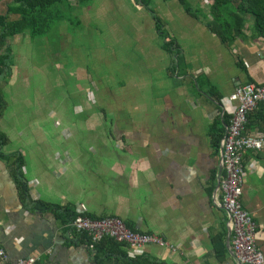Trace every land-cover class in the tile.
Returning <instances> with one entry per match:
<instances>
[{
  "label": "crops",
  "instance_id": "1",
  "mask_svg": "<svg viewBox=\"0 0 264 264\" xmlns=\"http://www.w3.org/2000/svg\"><path fill=\"white\" fill-rule=\"evenodd\" d=\"M211 5L91 0L76 7L82 32L76 42L93 33L90 25L110 38L97 39L99 49L85 55H69V97H77H54L41 110L43 96L32 100L14 87L15 58L45 39L11 38L13 74L1 88L7 106L0 128L8 136L3 151L23 159L29 199L0 158V248L7 264L29 256L36 264H239L221 205L222 140L236 106L230 95L240 85L264 83V37L253 33L249 18L239 36L224 42L209 25ZM74 30L62 23L63 48L74 43ZM120 38L132 39L131 48ZM109 55L120 65L103 73ZM40 56L56 74L67 67ZM27 58L29 65L36 61ZM249 115L246 132L264 131V102ZM244 165L241 203L257 224L264 254V151L247 152ZM81 203L90 217H119L176 250L150 244L132 256L127 245L109 239L90 250L70 226Z\"/></svg>",
  "mask_w": 264,
  "mask_h": 264
},
{
  "label": "built area",
  "instance_id": "2",
  "mask_svg": "<svg viewBox=\"0 0 264 264\" xmlns=\"http://www.w3.org/2000/svg\"><path fill=\"white\" fill-rule=\"evenodd\" d=\"M229 98L236 102V106L222 140L224 173L220 177L221 205L229 216L235 260L239 264H263L264 254L257 244V224L252 214L242 206L241 196L246 176L245 154L249 151H264V131L246 132L249 114L259 103L264 102V83L240 85ZM75 213L76 216L70 222L71 229L75 235L85 238L90 250H95L105 238L127 245L132 256L141 254L150 244L176 250L163 237L134 231L119 217H90L83 203L75 207ZM5 259L6 253L0 248V264H7ZM37 261L36 256H29L19 258L14 264H36Z\"/></svg>",
  "mask_w": 264,
  "mask_h": 264
},
{
  "label": "trees",
  "instance_id": "3",
  "mask_svg": "<svg viewBox=\"0 0 264 264\" xmlns=\"http://www.w3.org/2000/svg\"><path fill=\"white\" fill-rule=\"evenodd\" d=\"M90 1L0 0V82L6 83L13 74L14 60L10 42L12 37L27 33L30 39L42 37L49 42L55 39L56 42V39L62 36V23L80 25V20L74 11L76 7ZM4 4L7 7L5 11H3ZM210 14L212 20L209 25L224 42H232L239 36L249 18L253 22V33L264 37V0H212ZM162 27L160 25L163 33ZM56 47V50L60 51L63 46L59 44ZM6 106L7 102L0 88V118ZM228 124L229 121L226 125ZM6 143H8V136L0 128V158L10 167L21 197L24 200L29 199L28 184L22 172L23 159L17 154H6L3 151ZM75 216L76 213L73 211L71 219ZM105 239L118 243L111 238Z\"/></svg>",
  "mask_w": 264,
  "mask_h": 264
},
{
  "label": "rangeland",
  "instance_id": "4",
  "mask_svg": "<svg viewBox=\"0 0 264 264\" xmlns=\"http://www.w3.org/2000/svg\"><path fill=\"white\" fill-rule=\"evenodd\" d=\"M3 9H4L3 11L7 9L5 4H4ZM130 23H134V22H130ZM72 27L73 29H75L74 34L72 36V38H74V43L72 45L65 46L64 48L62 47V49L58 51L56 50L57 48L56 46L58 45V43L60 44L62 37L60 39H56V42H55V39L51 40L52 42H49L48 40L45 39L43 43H40V42L35 43L34 51L30 52L29 47L27 46L26 49H24V51L26 52L25 53L26 56H24L22 53L20 56L18 55V57H16L17 59L15 58V61L17 63L15 67L18 68L19 75H17V77L15 75L14 87L24 88L23 91L26 92V97L32 100L37 101V98L39 96H43V98H41L40 100V103H41L40 110L43 109L42 107L44 106L45 102L48 105L55 104L53 100L54 97H57L59 100L68 97L70 102H72V100L77 97V96L74 98L69 97V94L71 95V91H73L72 89L73 78H69L68 76L69 62H66V60L69 59V55L70 54H75L77 56L85 55L86 51L84 50L91 51L93 49L94 50L99 49V46L95 45V44H98L97 39H100L101 37L110 38V35L107 31H103L101 35V32L99 31V29H97L96 25H90L91 28L89 29L88 27V30H89L88 32H93V33H91L90 35L87 34L85 36L84 42H76L75 40H77V38L82 37L81 36L82 32L76 26L72 25ZM121 27L122 28L127 27L128 30H126V32L127 33L130 32V34L133 33V31H131V26L129 25V23H123L121 24ZM113 32H114V35H116V31L113 30ZM123 32L124 31L120 33L123 34ZM22 38L24 37L20 36L18 41L20 42ZM36 39H41V38L38 37ZM131 40L132 39H129V38H123V39L120 38L118 41H120L123 44H126L127 46L124 48L128 50L131 48L130 47ZM82 46L84 47L81 48ZM125 53L127 54L128 52H125ZM40 55H49L53 57L55 56L58 58V60H61L63 64H67V67L65 66V68H62L60 73L56 74V71H55L56 68L53 70V68L50 67V65H48L47 62L44 63ZM27 56L31 57L32 60L36 59V61L35 60L32 61V64L29 65L27 63L29 61ZM107 58H108L107 60L108 63L101 64V68H102L103 73H106V72L112 73L116 70V67L120 65V62L116 63L117 62L116 60L113 61L112 60L113 56L111 55L107 56ZM96 60H98V58ZM53 62H54V59H53ZM19 66L23 70H20ZM92 68L94 72L93 74L98 75L96 73L97 70H95L96 66L92 65ZM20 75H23V76H20ZM58 75L61 76V79L57 81L56 76ZM3 86H4L3 82H0V88H2ZM11 91L14 92L13 90ZM34 105H35L34 111L39 113L38 104H34ZM66 106H67V102H66ZM31 107H33V105Z\"/></svg>",
  "mask_w": 264,
  "mask_h": 264
}]
</instances>
